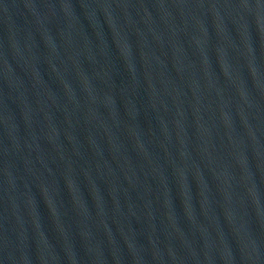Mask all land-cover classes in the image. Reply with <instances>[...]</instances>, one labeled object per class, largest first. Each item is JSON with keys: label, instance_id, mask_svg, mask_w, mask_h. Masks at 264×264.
<instances>
[{"label": "water", "instance_id": "1", "mask_svg": "<svg viewBox=\"0 0 264 264\" xmlns=\"http://www.w3.org/2000/svg\"><path fill=\"white\" fill-rule=\"evenodd\" d=\"M0 264H264V0H0Z\"/></svg>", "mask_w": 264, "mask_h": 264}]
</instances>
